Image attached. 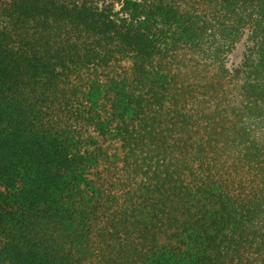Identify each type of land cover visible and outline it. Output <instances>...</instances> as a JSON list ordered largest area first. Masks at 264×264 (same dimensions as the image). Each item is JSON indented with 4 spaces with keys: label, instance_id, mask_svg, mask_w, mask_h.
I'll list each match as a JSON object with an SVG mask.
<instances>
[{
    "label": "trees",
    "instance_id": "16d2710c",
    "mask_svg": "<svg viewBox=\"0 0 264 264\" xmlns=\"http://www.w3.org/2000/svg\"><path fill=\"white\" fill-rule=\"evenodd\" d=\"M0 264H264V0H0Z\"/></svg>",
    "mask_w": 264,
    "mask_h": 264
},
{
    "label": "rangeland",
    "instance_id": "374dc122",
    "mask_svg": "<svg viewBox=\"0 0 264 264\" xmlns=\"http://www.w3.org/2000/svg\"><path fill=\"white\" fill-rule=\"evenodd\" d=\"M246 39L243 37L240 42L230 51L225 59V64L228 68L235 67L242 58V53L246 47Z\"/></svg>",
    "mask_w": 264,
    "mask_h": 264
}]
</instances>
